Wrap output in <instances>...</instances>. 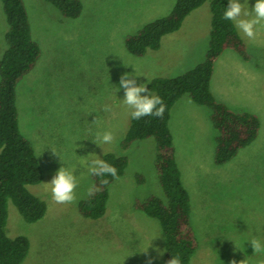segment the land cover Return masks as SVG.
I'll list each match as a JSON object with an SVG mask.
<instances>
[{"label":"rangeland","instance_id":"obj_1","mask_svg":"<svg viewBox=\"0 0 264 264\" xmlns=\"http://www.w3.org/2000/svg\"><path fill=\"white\" fill-rule=\"evenodd\" d=\"M80 1L81 13L72 18L47 0H24L40 56L17 83L18 121L43 173L41 182L27 188L45 201L46 211L39 220L28 222L10 199L6 231L29 240L21 264H164L160 223L134 204L151 194L163 196L154 163L157 145L148 137L122 148L131 109L122 101L120 78L135 74L138 85L146 84L154 77L180 75L202 62L209 47L210 1L190 12L178 30L165 34L160 48L147 49L143 56L130 53L125 39L168 15L176 0ZM255 3L248 0L250 10ZM7 27L0 0V56L7 46ZM244 37L250 61L226 49L216 61L211 87L217 99L225 98L235 110L259 116L254 141L217 165V131L208 107L184 94L171 110L169 127L198 243L188 264L264 261V253H254L251 244L254 239L264 244V27L257 26L255 39ZM255 69L257 75L245 79L242 71ZM106 131L114 135L110 144L98 139ZM106 152L126 155L128 164L109 186L104 214L86 218L79 202L88 195L93 179L83 161ZM61 167L75 169L79 180L77 199L71 204L52 199L48 183Z\"/></svg>","mask_w":264,"mask_h":264},{"label":"trees","instance_id":"obj_2","mask_svg":"<svg viewBox=\"0 0 264 264\" xmlns=\"http://www.w3.org/2000/svg\"><path fill=\"white\" fill-rule=\"evenodd\" d=\"M47 1L68 17H77L82 10L80 0ZM206 1L176 0L168 15L148 22L135 35L126 38L127 49L136 56H143L147 49L160 48V39L178 30L185 17ZM209 1L211 30L204 60L180 75L154 77L146 83L150 92L162 97L166 111L163 118L145 116L135 120L130 117L122 140L123 149L138 139L154 137L156 141L154 163L163 196L151 194L137 199L134 204L146 215L158 219L165 240L164 264L177 254H180L182 264H188L198 244L191 222L190 196L182 180L169 127L174 104L188 94L195 103L208 107L209 119L217 131L214 137V162L217 165L230 161L241 148L252 143L261 126L256 113L233 109L217 100L211 90L216 60L226 49L235 51L245 60L250 59V53L234 22L222 18L229 0ZM1 2L8 27L5 33L7 46L0 57V264H21L28 254L29 240L25 235L7 234L8 202L11 199L28 222L44 216L46 203L27 188L28 184L41 182L43 173L32 144L19 128L16 86L36 64L40 47L32 35L24 0ZM101 159L117 168L118 177L124 174L128 164L126 155L106 152ZM92 179L96 191L79 202V211L86 218L96 219L104 214L109 186L117 179L110 175H92ZM104 179L109 183L103 184Z\"/></svg>","mask_w":264,"mask_h":264},{"label":"clouds","instance_id":"obj_3","mask_svg":"<svg viewBox=\"0 0 264 264\" xmlns=\"http://www.w3.org/2000/svg\"><path fill=\"white\" fill-rule=\"evenodd\" d=\"M222 18L227 21L234 22L235 27L247 38L255 39L257 35V26L264 27V0H256L254 6L249 9L248 0L240 3L239 0H229L228 6L225 8ZM135 74L125 73L120 78V87L124 90L123 103L131 109L130 115L132 119L139 120L145 116H154L163 118L166 111V105L159 95L153 94L147 87V84H137ZM149 83V82H148ZM145 93L144 95H141ZM106 111L110 107L106 106ZM98 139L101 143L110 144L114 140V135L110 131L98 134ZM90 161V163H89ZM87 165V171L94 176L110 175L114 179H118V171L115 166L100 157L87 159L83 161ZM75 169H67L61 167L51 182L50 185L52 199L57 204H71L76 201V189L79 186L77 175L74 174ZM103 184H108L109 181L104 179ZM96 191L95 185L88 187L87 194L93 195ZM254 253H264V244L259 240L251 241ZM159 252V249H157ZM167 264H182L180 254L172 256ZM236 264V261H232ZM239 264H248L247 259L242 260ZM264 264V261L261 262Z\"/></svg>","mask_w":264,"mask_h":264},{"label":"crops","instance_id":"obj_4","mask_svg":"<svg viewBox=\"0 0 264 264\" xmlns=\"http://www.w3.org/2000/svg\"><path fill=\"white\" fill-rule=\"evenodd\" d=\"M238 30V29H237ZM238 32L240 33V35L242 36L243 34H241V32L238 30ZM244 39H245V37L244 36H242ZM246 40V39H245ZM244 40V41H245ZM2 55V54H1ZM221 56V55H220ZM1 57V56H0ZM242 58V57H241ZM242 60H244V61H250V59H248V60H245V59H243L242 58ZM217 61V60H216ZM215 65H216V63H215ZM241 66H242V64L240 63L239 65H238V68H239V70L241 71ZM214 70H216L215 68H214ZM244 73V77H245V79H248V78H250V77H253V76H255V75H257L256 73H257V70L255 69L254 70V73L253 72H250V71H247V70H244V71H242V74ZM252 74H253V76H252ZM214 75H215V71H214V73H213V76H212V79H211V81L213 82V77H214ZM212 82H211V84H212ZM211 90H212V87H211ZM213 92V91H212ZM213 94H214V92H213ZM214 96H215V94H214ZM215 97H217V96H215ZM217 99V98H216ZM224 100H219V99H217V100H219V101H221V102H224V101H226V99L225 98H223ZM227 102V101H226ZM226 102H224V103H226ZM227 104V103H226ZM227 105H229V104H227ZM230 106V105H229ZM231 107V106H230ZM234 109V108H233ZM248 111V110H247ZM252 112V111H251ZM209 117V116H208ZM177 159V158H176ZM180 167V166H179ZM182 172V171H181ZM183 180V179H182Z\"/></svg>","mask_w":264,"mask_h":264}]
</instances>
